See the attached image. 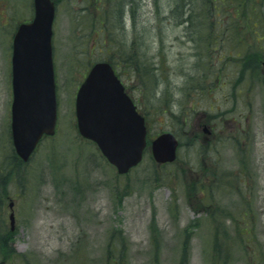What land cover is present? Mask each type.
I'll return each instance as SVG.
<instances>
[{"label":"rangeland","instance_id":"rangeland-1","mask_svg":"<svg viewBox=\"0 0 264 264\" xmlns=\"http://www.w3.org/2000/svg\"><path fill=\"white\" fill-rule=\"evenodd\" d=\"M55 1L56 131L5 174L9 51L32 0H0V264H264V0H143L118 31L110 0ZM99 60L114 66L149 140L177 136L173 162L156 163L148 145L118 174L78 134L75 92ZM242 72L256 117L248 147L227 121L243 120L244 101L224 98Z\"/></svg>","mask_w":264,"mask_h":264},{"label":"water","instance_id":"water-1","mask_svg":"<svg viewBox=\"0 0 264 264\" xmlns=\"http://www.w3.org/2000/svg\"><path fill=\"white\" fill-rule=\"evenodd\" d=\"M34 14L18 25L12 38L11 136L16 154L26 161L43 134L56 123V95L52 59L51 0H33ZM74 111L78 133L92 140L120 174L142 158L146 126L108 61H97L77 88ZM178 141L165 131L150 142L157 163L173 161ZM12 204L10 203V206ZM11 229L14 216L9 214Z\"/></svg>","mask_w":264,"mask_h":264},{"label":"flooded vegetation","instance_id":"flooded-vegetation-1","mask_svg":"<svg viewBox=\"0 0 264 264\" xmlns=\"http://www.w3.org/2000/svg\"><path fill=\"white\" fill-rule=\"evenodd\" d=\"M102 0H99V3L101 2ZM116 1V0H114ZM114 1L113 0H110V4L112 6V12L114 10V13L119 16V18L121 19V21L123 22V24H119V22H117L115 25H117V31L122 29V30H127V25L125 27V24H124V18L125 17H130L131 16V12L133 11V9H135V6H140L142 7L143 9V0H121L118 2L117 4V1H116V4L117 6H115L114 4ZM54 4H55V11H56V8H57V4H56V1L53 0ZM103 2V1H102ZM105 3H103L101 6H104ZM114 5V7H113ZM99 7V10H100V6ZM106 9V12H107V8ZM33 10V8H32ZM119 13V14H118ZM165 16V15H163ZM99 23L100 25L103 23V21L99 20ZM129 25L133 24L132 23H128ZM114 25V26H115ZM11 47V45H10ZM258 48H254V50H252L251 52L247 53L248 55L250 56H257L258 52L257 51ZM261 50V49H259ZM243 55L246 53V51H239L237 52V55L236 56H243ZM9 56L11 57V48H10V51H9ZM226 64V62H224ZM225 67V66H224ZM223 71V70H222ZM238 77H241V78H236L235 77V80L233 81H225V86H226V91L224 92V98L226 99L227 102H231V100L233 101V103H235V100L236 98L238 97L240 101H244V106H243V110H244V113L243 115H240L241 118H243V120L241 121L240 119H235L233 118L231 120L230 117H228V127L232 125V127L234 128V131L236 130V133L238 134L240 140L244 141V145L245 147H248L247 145H251L250 142L253 140V136H250L249 134H247L248 132L245 131V127H246V124L247 123H252L251 121H255L256 120V117H255V114H254V111L255 109L254 108H251L249 111H250V114L247 115V109L250 108L251 106V102H249V99L248 97L250 96V94L252 93V84H246L247 82V77L244 76L243 72L242 74L239 73L237 75ZM220 77V76H219ZM225 77H228V75H226ZM249 80H252L249 79ZM11 84V82H10ZM12 93V92H11ZM249 102V104H248ZM232 106H234V104H232ZM257 116V115H256ZM215 123V122H214ZM212 123L210 126V128L206 125V124H203L202 125V132L204 133H207V134H211L214 130H215V126L213 127V124ZM258 123H259V119H258ZM230 137V136H229ZM204 139V138H203Z\"/></svg>","mask_w":264,"mask_h":264},{"label":"trees","instance_id":"trees-1","mask_svg":"<svg viewBox=\"0 0 264 264\" xmlns=\"http://www.w3.org/2000/svg\"><path fill=\"white\" fill-rule=\"evenodd\" d=\"M147 150H145L144 154H146ZM12 160V161H11ZM26 162H23L19 157L16 156V154L14 153V155L12 156V158L10 159V163H7L6 165H4L2 167L5 174H7V172L9 173L10 169H13V165H22ZM4 178L6 177L5 175L3 176ZM4 192V191H3ZM1 195H3V193H0ZM4 195H6V193H4ZM6 244V241H5Z\"/></svg>","mask_w":264,"mask_h":264}]
</instances>
